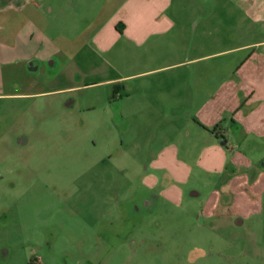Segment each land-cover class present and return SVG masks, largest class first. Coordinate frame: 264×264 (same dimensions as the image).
<instances>
[{"label":"rangeland","instance_id":"374dc122","mask_svg":"<svg viewBox=\"0 0 264 264\" xmlns=\"http://www.w3.org/2000/svg\"><path fill=\"white\" fill-rule=\"evenodd\" d=\"M126 1L0 0L10 31L0 41L28 19L3 6L31 3L46 12L36 32L47 27L62 50L60 68L38 74L0 50V264H264V135L221 112L220 151L200 128L209 100L219 113L222 100L248 98L241 48L264 36L250 12L264 0H171L159 15L172 19L168 32L143 45L109 36L70 58ZM47 79L39 90L75 89L9 96ZM150 192L155 207L135 211Z\"/></svg>","mask_w":264,"mask_h":264},{"label":"crops","instance_id":"0c3cea01","mask_svg":"<svg viewBox=\"0 0 264 264\" xmlns=\"http://www.w3.org/2000/svg\"><path fill=\"white\" fill-rule=\"evenodd\" d=\"M253 1L256 2L255 0H252V2ZM170 2L171 0H127L119 7L113 17L105 23L101 29L96 30L93 33L90 41H88L84 47L77 50V52H72V56H70V58H76L84 52H87L86 50L89 49V44H96L100 47V49L104 48L106 44L104 40L109 36L113 38L126 36L139 45H143V43L147 42L154 35L168 32L173 27L172 19L169 17L163 18L159 15L164 11L163 9L169 7ZM261 4H263L262 10H260L259 3H251L250 5V12L252 13L253 22L255 24H264V15H260V12L264 13V3ZM150 6L153 7H151L152 10H149L148 8ZM157 6L159 8H157ZM4 12L25 14L28 19L24 29L21 28L4 36L6 44H9L11 38L14 37L13 44L10 46H3L1 43H4V41H0V50H7V52L11 54L15 52L14 54H17L18 56L13 55L16 56L13 63L24 65L26 70L30 73L38 74L43 70L45 71L47 68L59 69L61 64L58 56L62 50H57L56 47H51L52 43H54L56 39L53 40L49 38L47 34V27L40 30L42 33L40 31L38 33L36 32L37 18L41 20L46 19L45 9L39 6H33L31 3H8L6 6H3V9L1 10V13ZM117 26H120V28L123 27L122 33L119 32ZM91 28V26H88L86 29L89 31ZM6 29V24H0V37L3 32H10ZM82 34L84 35L85 33L82 32ZM45 35L49 38V42L48 39L46 40L47 37H45ZM37 40L40 41V43H43L42 46H36ZM16 51H18V53H16ZM241 51L250 52L247 58L242 61L240 68H238V73L241 75L243 81L245 78L248 79V83H243L241 86L242 89H246L245 95L248 96V100L246 99L244 102H242V100L239 102L237 100H222L223 102L220 103V105L222 104V108L219 113L212 110V107H210L213 106L211 103L212 101L209 100L207 105L209 106L210 114L208 116L204 115V119H200L203 122L200 128L214 137L216 143L219 144L218 148L220 151H223L228 147L227 130L224 127L226 119L221 112H230L232 114V124L236 127V129H245L248 132H255L256 134L264 135V36L261 39L256 38V41L243 46ZM31 63H34L33 69H31ZM48 82V79L43 82L37 80L32 81L26 86V91H23L25 86H18L21 91L9 96L16 98H34L45 96L48 93L65 91L62 89L51 91L42 89L39 90V87L41 86L47 85L48 87V85H51V82ZM2 85L0 84V87H2ZM249 106L252 108L248 110V114L244 115L242 110ZM211 112H213V114ZM219 124L221 127L218 132H221L225 136L226 144H221L213 132L211 133V131H207V128L209 127L210 130H214V128ZM203 162H205V159ZM224 162L225 161L223 160L222 163H219L220 166L223 167ZM227 162L228 161L225 163L227 164ZM262 163H264L263 160L259 162L260 169L264 168L262 167ZM259 171L257 173H250L249 170V178H254L255 176L257 177V174H260ZM179 172L180 171H176L175 174L177 177L182 179L183 175ZM250 174L253 175L250 177ZM148 182L147 183L149 185L155 184L153 179H148ZM254 183L259 182L255 181ZM179 195L180 192L176 190H169L165 192V196L173 201L178 200L177 197H179Z\"/></svg>","mask_w":264,"mask_h":264},{"label":"flooded vegetation","instance_id":"af4514ba","mask_svg":"<svg viewBox=\"0 0 264 264\" xmlns=\"http://www.w3.org/2000/svg\"><path fill=\"white\" fill-rule=\"evenodd\" d=\"M123 27L120 28V26H117V29L119 30L120 33L123 32ZM33 64L34 63H31V69H33V66H34ZM51 66H53V65H51ZM51 69H55V68H51ZM64 75H65V73H64ZM50 82L52 83L53 80L49 81L48 83H50ZM72 89H75V87L67 88V89H65V91H71ZM73 103H74V101L69 100L68 104H66V107L71 108L73 106ZM68 114L70 115V113H68ZM214 134L216 135L217 139H219L221 144H225L223 141L225 139V136L221 132L217 131ZM225 141H226V139H225ZM18 144H20V146H27L28 145V139L22 138V139L18 140ZM160 198L161 197L155 192H150L149 194H147L145 196H140L137 204L140 203L141 206L139 204L138 205L136 204L134 206L135 211H137L138 213L142 212L143 210H145V211L150 210L151 211V208L155 207V205L158 203ZM238 223L243 224V222L241 220H239Z\"/></svg>","mask_w":264,"mask_h":264},{"label":"trees","instance_id":"16d2710c","mask_svg":"<svg viewBox=\"0 0 264 264\" xmlns=\"http://www.w3.org/2000/svg\"><path fill=\"white\" fill-rule=\"evenodd\" d=\"M221 124V123H220ZM217 125L215 128H214V130H213V133H216L217 131H219V129H220V127H221V125ZM224 141V143L226 144V141H225V139L223 140Z\"/></svg>","mask_w":264,"mask_h":264},{"label":"water","instance_id":"95a60500","mask_svg":"<svg viewBox=\"0 0 264 264\" xmlns=\"http://www.w3.org/2000/svg\"><path fill=\"white\" fill-rule=\"evenodd\" d=\"M262 167H264V163H262Z\"/></svg>","mask_w":264,"mask_h":264}]
</instances>
